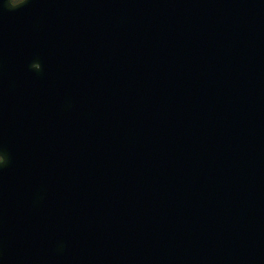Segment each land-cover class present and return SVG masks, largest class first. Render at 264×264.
Masks as SVG:
<instances>
[{"label": "water", "instance_id": "obj_1", "mask_svg": "<svg viewBox=\"0 0 264 264\" xmlns=\"http://www.w3.org/2000/svg\"><path fill=\"white\" fill-rule=\"evenodd\" d=\"M27 1L3 63L59 79L0 106V264H264V0Z\"/></svg>", "mask_w": 264, "mask_h": 264}, {"label": "flooded vegetation", "instance_id": "obj_2", "mask_svg": "<svg viewBox=\"0 0 264 264\" xmlns=\"http://www.w3.org/2000/svg\"><path fill=\"white\" fill-rule=\"evenodd\" d=\"M11 7V10H4L0 13L12 14L14 18L12 29L15 31V38L13 42H16L21 37L23 38V48L21 41L19 43V49L25 52V49H30L29 57H33L36 54V35H35V5L33 2L27 0H4L0 1V8ZM5 52V47L0 40V106L5 104L11 114L16 109L25 117H30L35 112L36 115H40L41 101H39V86L38 82L43 79V82L53 83L59 79V70L56 68L51 69L44 64H40L37 61H31V63H3L1 58ZM58 64V63H57ZM54 66V65H53ZM60 64L57 65V68ZM64 74L70 75V67L64 64ZM69 110V105H68ZM69 110V115H70ZM70 117V116H69ZM32 164L31 161L24 160V162H2L0 163V192H2L1 180L3 178L12 179H30L31 172L29 173V167ZM30 175V176H29ZM3 213V209L0 207V214ZM1 224V222H0ZM4 229L2 224L0 225V240L4 235ZM1 243V242H0Z\"/></svg>", "mask_w": 264, "mask_h": 264}, {"label": "snow or ice", "instance_id": "obj_3", "mask_svg": "<svg viewBox=\"0 0 264 264\" xmlns=\"http://www.w3.org/2000/svg\"><path fill=\"white\" fill-rule=\"evenodd\" d=\"M3 156L4 155H0V163H2L4 160H3Z\"/></svg>", "mask_w": 264, "mask_h": 264}]
</instances>
